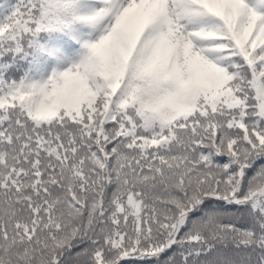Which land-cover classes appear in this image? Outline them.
Masks as SVG:
<instances>
[{
  "label": "snow or ice",
  "instance_id": "6c2138e0",
  "mask_svg": "<svg viewBox=\"0 0 264 264\" xmlns=\"http://www.w3.org/2000/svg\"><path fill=\"white\" fill-rule=\"evenodd\" d=\"M0 264H264V0H0Z\"/></svg>",
  "mask_w": 264,
  "mask_h": 264
}]
</instances>
